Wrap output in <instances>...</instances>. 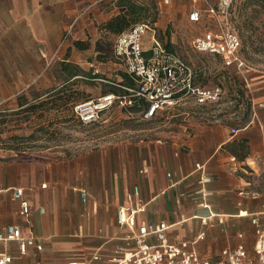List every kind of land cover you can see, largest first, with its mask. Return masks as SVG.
Instances as JSON below:
<instances>
[{"label":"crops","instance_id":"0c3cea01","mask_svg":"<svg viewBox=\"0 0 264 264\" xmlns=\"http://www.w3.org/2000/svg\"><path fill=\"white\" fill-rule=\"evenodd\" d=\"M101 1L0 0V106L35 84L47 89L39 80L64 34L69 31L64 43L84 40L95 23L113 15ZM219 120L198 123L180 144L146 143L52 160L0 150V231L18 224L36 240L25 255L13 242L0 243V252L13 256L11 264H112L129 248V230L117 222L116 211L135 201L138 223H174L170 242L189 241L183 237L196 228L194 218L243 220L250 237L248 221L264 212V103H250V115L239 126ZM200 175L210 180L201 184ZM134 187L139 198L132 200ZM15 189L29 201L28 215L20 214ZM193 247L204 258L212 253Z\"/></svg>","mask_w":264,"mask_h":264},{"label":"rangeland","instance_id":"374dc122","mask_svg":"<svg viewBox=\"0 0 264 264\" xmlns=\"http://www.w3.org/2000/svg\"><path fill=\"white\" fill-rule=\"evenodd\" d=\"M116 1L119 4L122 0H103L100 5L108 14H115L119 11ZM209 1L214 5L217 0ZM130 2L144 7L139 21L156 22V37L165 48L169 44L171 51L192 66L197 83L221 87L220 99L215 104L200 107L194 105L190 98H184L175 102L179 104L167 106L151 119L144 118L142 110L130 109L118 103L105 109L97 122L83 124L72 116L70 109L62 110L63 107L69 108L71 103L63 104L59 110L46 109L51 106V103H46L38 106L36 112L26 118L29 114L18 110L16 96L0 106V150L23 159L52 160L77 157L98 149L130 148L158 142L180 144L186 136L194 133L200 122H210L218 117L221 122L239 126L250 115V103H264V0H237L231 7V25L242 41L240 55L245 66L241 71L226 68L216 55L200 53L191 47L192 38L203 30L204 25H207L205 23L213 25L205 12L199 23L188 20V12L192 7L206 6L203 0ZM100 23H95V31L91 30L87 34L88 38L82 40L87 43V48L76 47L72 40L61 45L58 55L53 56L46 66V76L39 80L41 86L51 88L64 82L68 71L62 63L67 58L71 67L83 70V75L69 80V83L74 82L72 87L80 90L79 100L120 89L114 85V81L121 80L124 70L113 57L115 33L100 31ZM150 36V33L144 36L145 48L151 45ZM45 64L43 60V66ZM95 75L97 77H93ZM235 77L239 84L234 83ZM36 86L26 90V94L40 91ZM258 217L263 220L264 212L259 213ZM192 221L196 223V228L183 238L193 242L192 246H201L204 252L209 249L212 253L207 257L212 261L218 260L221 248L232 240L244 242L248 251L252 252L255 233L250 220V237L243 231V220L194 218ZM173 234L174 231L170 235Z\"/></svg>","mask_w":264,"mask_h":264},{"label":"built area","instance_id":"2783aa9c","mask_svg":"<svg viewBox=\"0 0 264 264\" xmlns=\"http://www.w3.org/2000/svg\"><path fill=\"white\" fill-rule=\"evenodd\" d=\"M203 1L206 6L192 7L188 12V20L199 23L203 20L205 12L213 25L205 23L207 25H204L203 30L192 38L191 47L200 53L216 55L226 68L233 66L241 71L245 66L240 55L242 42L232 28L230 15L231 7L237 0H217L214 5L209 0ZM68 32L64 34L60 46L68 38ZM147 33L151 35V45L145 48L144 36ZM112 52L117 63L119 62L124 72L132 78L134 85L121 86L126 94L103 93L98 97L75 103L73 113L83 124L97 122L102 112L113 104L131 105L135 97L143 99L142 113L146 119L156 117L167 106L177 105L179 103L175 102L184 98H190L194 105L200 107L215 104L220 99L221 87H207L197 83L192 66L175 52L167 50L156 37L154 23L140 22L118 34ZM167 176L170 178L169 184L173 185L171 174L167 173ZM209 180L208 176L200 175L201 184ZM198 192L206 194L203 188ZM79 194L85 202L88 197L86 191L81 189ZM12 197L19 203L20 214L28 215L30 203L22 196L21 190L15 189ZM129 197L132 200L139 198L138 187L133 188ZM135 202L127 209L120 207L116 211L117 222L129 230V248L112 257V264H264V220H260L258 215L250 218L255 233L252 252L248 251L244 243H238L235 247L223 248L218 260L214 262L210 258L199 256L192 246L193 242L168 241L167 233L174 223H138L139 207ZM10 242L16 243L18 254L22 256L36 240L33 236H24L21 227L11 223L0 231V243ZM12 261V255L0 252V264H11Z\"/></svg>","mask_w":264,"mask_h":264},{"label":"trees","instance_id":"16d2710c","mask_svg":"<svg viewBox=\"0 0 264 264\" xmlns=\"http://www.w3.org/2000/svg\"><path fill=\"white\" fill-rule=\"evenodd\" d=\"M116 5L117 8L119 5V11L117 10L116 14H113L108 20L101 22L98 26L100 31H108L111 33H115V37L118 34L126 30H129L135 24L142 22L139 20H140V16L144 12V7H142L141 5H137L133 2H130V0H122L119 4L118 1H116ZM148 22L154 23L155 21H148ZM73 45H75L80 49H84L88 47L87 43L83 42L82 40L73 41ZM166 49L171 51L169 44H166ZM63 62L64 63H62V66L64 69L68 71V74H67V78L64 80V82L61 85L47 88L41 91H32V92L29 91V95H27L26 92H22L17 95V108L18 110H20V112L29 114L27 115L26 118H29L30 114L32 113L34 114L38 106H42L46 103H51V106L47 107L46 109L55 108L58 110L59 108H61L63 104L71 103L69 108L63 107L62 110L70 109L72 116L75 117L73 113V105L80 101L89 99L87 98V99L79 100L80 90L72 87V84H74V82L69 83L70 82L69 80H71L72 78L83 75L82 74L83 70L81 68H74L73 66L71 67L68 61H63ZM231 67L235 68L233 66ZM93 77H97V75ZM233 81L235 84L240 83L237 77H235ZM116 84H118V86ZM114 85L116 87H119L120 89L117 91V89L115 88L105 93L111 92L118 94H126L127 92L123 90L121 86H133L134 82L129 75H127L124 71H122L121 80L114 81ZM125 107L135 110H143L144 101L141 98L135 97L133 98L132 104L127 105ZM1 122L2 121L0 120V124Z\"/></svg>","mask_w":264,"mask_h":264}]
</instances>
